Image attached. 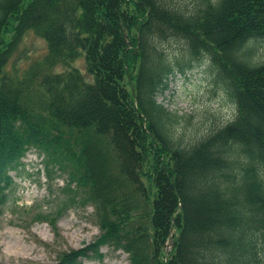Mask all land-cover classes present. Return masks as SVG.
<instances>
[{
    "label": "trees",
    "instance_id": "16d2710c",
    "mask_svg": "<svg viewBox=\"0 0 264 264\" xmlns=\"http://www.w3.org/2000/svg\"><path fill=\"white\" fill-rule=\"evenodd\" d=\"M0 0V213L30 150L59 186L55 232L75 206L91 208L88 246L56 264H264V0ZM33 33L44 57L21 74L3 68ZM7 37H9L7 39ZM182 44L169 58L161 45ZM82 57L84 74L68 68ZM186 57V58H185ZM202 59L234 107L231 121L184 145L175 116L155 102L166 78ZM58 68H63L58 71ZM53 197V196H52ZM168 248V249H167Z\"/></svg>",
    "mask_w": 264,
    "mask_h": 264
},
{
    "label": "rangeland",
    "instance_id": "374dc122",
    "mask_svg": "<svg viewBox=\"0 0 264 264\" xmlns=\"http://www.w3.org/2000/svg\"><path fill=\"white\" fill-rule=\"evenodd\" d=\"M170 1L174 7L186 10H190L195 2ZM247 46L252 51L250 62L262 63L264 42L252 40ZM161 47L169 58L180 57L183 52L182 44L178 41H168ZM45 53L44 41L33 33L26 32L3 70L8 74L14 70L21 74L30 64L40 61ZM204 60L183 72L174 71L168 75L166 88L155 96V102L175 116L174 135L184 145L222 127L234 115L233 104L215 79L209 63ZM72 67L85 73L82 57L68 66ZM57 70L62 71L63 68ZM43 161L42 154L30 150L22 160L20 171L10 173L13 185L0 213V264H56L58 253L84 248L98 236V230L91 221L92 211L89 207L75 206L58 218L55 223L57 236L46 223L32 220L33 213L39 206L42 214L54 212L60 199L59 186L65 180V176H59L50 185L44 177ZM100 253V260H83L81 264H128L126 255L120 251L114 252L102 247Z\"/></svg>",
    "mask_w": 264,
    "mask_h": 264
}]
</instances>
